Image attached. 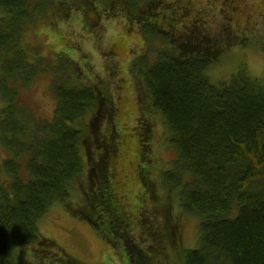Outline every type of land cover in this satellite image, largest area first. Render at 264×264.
I'll return each instance as SVG.
<instances>
[{"label":"trees","instance_id":"trees-1","mask_svg":"<svg viewBox=\"0 0 264 264\" xmlns=\"http://www.w3.org/2000/svg\"><path fill=\"white\" fill-rule=\"evenodd\" d=\"M54 1L0 0V131L9 133L0 142L10 153L0 159V177L2 172L5 176L4 182L0 180V264H17V250L31 242L41 254L52 256L47 264H80L75 257L50 249L52 243L42 236L39 220L55 204L72 206V187L84 172L86 202L72 211L96 226L106 212L107 228L123 238L130 264H161L163 256L154 244L145 246L130 238L134 216L149 225L150 235L158 226L140 206L121 208L114 179L123 149L111 122L109 92L101 93L66 74L60 63L53 69L57 72L52 83L53 118L35 119L19 104V91L46 70L41 58L27 57L29 49L18 40L35 18L70 0ZM107 1L123 3L125 12L132 11L129 20L151 25L149 34L161 41L153 53L155 60L148 62L149 57L141 54L131 62L142 97L145 94L150 104L140 109L135 126L139 141L135 173L143 186L135 202L144 204L145 193L155 188L145 167L152 156V129L145 114L150 107L160 114L176 156L163 174V185L176 193L182 212L200 219L199 245L185 250L183 264H264V79L243 67L222 82H213L209 75L222 50L243 40V35L234 34L239 29L231 12L237 3L226 12L228 35L221 37L200 22L195 25L200 26L195 27L197 33L189 32L193 23L186 26L185 7L168 0ZM230 1L225 0L228 7ZM179 6L183 13L173 12ZM152 18L158 21L146 22ZM166 25L170 28L165 31ZM176 35L182 36L174 39ZM166 214L162 226L169 227L160 239L173 243L175 231Z\"/></svg>","mask_w":264,"mask_h":264},{"label":"rangeland","instance_id":"rangeland-1","mask_svg":"<svg viewBox=\"0 0 264 264\" xmlns=\"http://www.w3.org/2000/svg\"><path fill=\"white\" fill-rule=\"evenodd\" d=\"M57 1L54 2L57 4ZM168 1L185 7L184 10L188 12V15L184 16L185 24L190 26L193 23L189 32L197 33L195 27L199 29L200 26L195 25L200 22L206 25L212 34L221 37L228 35L225 28L226 12L232 11V6L237 3L236 11L231 12L236 15L239 29L238 33L234 31V34L243 35V40L241 44H234L235 46L222 50L211 66L210 78L213 82H222L243 67L251 76L264 79V65L257 69L253 60L256 56L264 57V0H231L229 7L225 0ZM56 6L50 9L49 13L38 16L28 24L22 39L18 40L23 48L29 49H25L27 57L41 58V65L44 64L42 68L46 70L38 73L29 87L19 91V104L26 106L35 119L51 120L56 105L52 83L57 72L53 69L60 63L65 64L61 67L66 74L96 86L102 90L101 93L109 92L113 114L111 122L120 133V145L123 149L116 163L118 174L114 179L117 193L122 197L121 208L129 211L137 206L139 209L140 206L142 211L153 217L158 226V230L150 235L147 233L149 225L134 216L130 229L133 238H130L132 241L140 239L145 246L154 244L152 246L157 247L163 256L161 264H183L185 250L199 245L200 219L182 212L176 193L163 185V174L176 156L169 145L168 131L160 114L150 107L145 110V114L150 117L152 129V156L149 165L147 163L145 167L150 169L155 188L151 193H145L147 196L143 199L144 204L135 202V195H138L143 187L137 181L135 173L139 144L135 126L137 127L136 123L141 114L140 109L150 104L146 103L148 98L145 94L142 97V90L133 74L131 62L141 54L149 57V61L146 60L148 62L155 60L153 53L161 46V41L157 39L160 37L149 34L151 25L145 27L143 21L136 19L131 22L129 16L132 11L125 12V6L121 2L70 0L69 3L62 1ZM182 7L173 12L183 13ZM156 21L157 18H152L146 22L154 24ZM231 23H234V20ZM168 28L170 27L166 25L165 31ZM180 28L182 29V26ZM231 28H235L233 24ZM156 35L161 34L157 32ZM181 36L176 35L174 39ZM104 107L108 110V106ZM8 136V132L0 131V140H5ZM2 145L0 142V159L10 156ZM83 152L84 155L87 153L86 148ZM1 175L0 180L4 182L3 172ZM86 178L84 172L80 181L72 187L70 208L64 204H55L39 220L42 236L51 241V250L71 255L78 259L80 264H130L123 238L107 228L106 212L102 213L96 226L72 211L75 206L82 208L85 205L83 190L88 186ZM166 211L175 231L173 243L160 239L169 227V224L162 226L168 216ZM51 261L52 256L41 254L36 242H31L16 252L17 264H47Z\"/></svg>","mask_w":264,"mask_h":264},{"label":"clouds","instance_id":"clouds-1","mask_svg":"<svg viewBox=\"0 0 264 264\" xmlns=\"http://www.w3.org/2000/svg\"><path fill=\"white\" fill-rule=\"evenodd\" d=\"M253 60L255 62V65L257 66V69L260 65H264V57L256 56V57H253Z\"/></svg>","mask_w":264,"mask_h":264}]
</instances>
